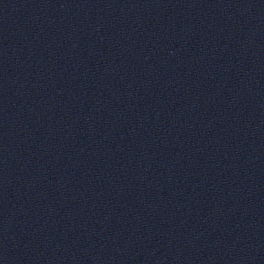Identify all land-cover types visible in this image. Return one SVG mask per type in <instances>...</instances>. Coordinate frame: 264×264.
<instances>
[{
	"label": "water",
	"instance_id": "95a60500",
	"mask_svg": "<svg viewBox=\"0 0 264 264\" xmlns=\"http://www.w3.org/2000/svg\"><path fill=\"white\" fill-rule=\"evenodd\" d=\"M0 264H264V0H0Z\"/></svg>",
	"mask_w": 264,
	"mask_h": 264
}]
</instances>
